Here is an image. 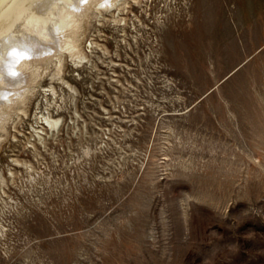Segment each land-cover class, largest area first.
I'll return each mask as SVG.
<instances>
[{
	"label": "rangeland",
	"instance_id": "rangeland-1",
	"mask_svg": "<svg viewBox=\"0 0 264 264\" xmlns=\"http://www.w3.org/2000/svg\"><path fill=\"white\" fill-rule=\"evenodd\" d=\"M78 35L0 129V264H264V0Z\"/></svg>",
	"mask_w": 264,
	"mask_h": 264
},
{
	"label": "bare ground",
	"instance_id": "bare-ground-1",
	"mask_svg": "<svg viewBox=\"0 0 264 264\" xmlns=\"http://www.w3.org/2000/svg\"><path fill=\"white\" fill-rule=\"evenodd\" d=\"M129 3L130 0H0V129H6L12 113L26 112L28 97L39 87L38 78L44 68L56 58L62 65L64 52L72 57L82 55L78 34L84 18L114 7L121 10Z\"/></svg>",
	"mask_w": 264,
	"mask_h": 264
}]
</instances>
